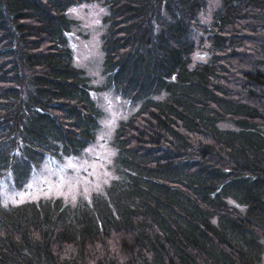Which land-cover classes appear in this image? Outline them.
Listing matches in <instances>:
<instances>
[{
	"label": "trees",
	"instance_id": "1",
	"mask_svg": "<svg viewBox=\"0 0 264 264\" xmlns=\"http://www.w3.org/2000/svg\"><path fill=\"white\" fill-rule=\"evenodd\" d=\"M86 1L0 0V264H262L264 0H221L209 23L207 0H105L104 81L139 103L119 179L74 206L2 203L4 180L96 139L98 88L65 38Z\"/></svg>",
	"mask_w": 264,
	"mask_h": 264
},
{
	"label": "rangeland",
	"instance_id": "2",
	"mask_svg": "<svg viewBox=\"0 0 264 264\" xmlns=\"http://www.w3.org/2000/svg\"><path fill=\"white\" fill-rule=\"evenodd\" d=\"M104 1H86L70 6L67 15L73 23L71 29L65 33L67 46L71 49L72 63L84 70L82 77L88 76V83L93 88H98L94 91V100L102 114L96 139L79 156L64 155L61 159L45 156L39 170L29 176V181L21 190H16L9 179L4 180L1 194L3 204L62 198L74 206L82 198L88 200L93 192H99L111 180L119 179L115 169V159L118 156L114 144L116 130L119 123L134 112L133 109L139 103L133 105L116 91L107 88L108 83L104 81L103 36L107 29L105 17L109 12ZM220 2L221 0H207L206 7L200 13L202 23L212 20L215 9L221 5ZM198 52L200 51L194 54V63L201 57ZM226 200L244 209L234 199Z\"/></svg>",
	"mask_w": 264,
	"mask_h": 264
}]
</instances>
